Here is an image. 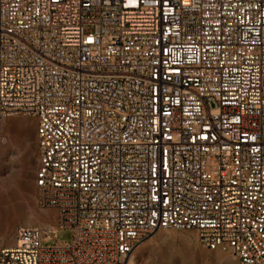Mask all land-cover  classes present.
Masks as SVG:
<instances>
[{
  "label": "built area",
  "instance_id": "obj_1",
  "mask_svg": "<svg viewBox=\"0 0 264 264\" xmlns=\"http://www.w3.org/2000/svg\"><path fill=\"white\" fill-rule=\"evenodd\" d=\"M17 115L57 222L0 231V264H128L170 229L264 264V0H0Z\"/></svg>",
  "mask_w": 264,
  "mask_h": 264
},
{
  "label": "rangeland",
  "instance_id": "obj_2",
  "mask_svg": "<svg viewBox=\"0 0 264 264\" xmlns=\"http://www.w3.org/2000/svg\"><path fill=\"white\" fill-rule=\"evenodd\" d=\"M38 160L36 121L21 115L0 118V231L7 245L13 244L18 227H43L57 222L54 210L39 205ZM57 237L62 242H71L73 233L64 230ZM128 264H236V261L226 253L202 248L195 232L170 229L158 231L140 244Z\"/></svg>",
  "mask_w": 264,
  "mask_h": 264
},
{
  "label": "bare ground",
  "instance_id": "obj_3",
  "mask_svg": "<svg viewBox=\"0 0 264 264\" xmlns=\"http://www.w3.org/2000/svg\"><path fill=\"white\" fill-rule=\"evenodd\" d=\"M218 260H219V262L222 261L220 258H218ZM131 261H132V259H131Z\"/></svg>",
  "mask_w": 264,
  "mask_h": 264
}]
</instances>
